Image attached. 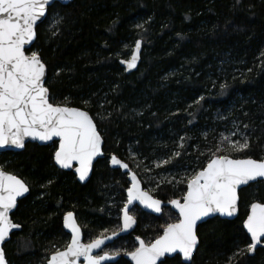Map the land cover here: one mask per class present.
<instances>
[{
  "label": "trees",
  "instance_id": "trees-1",
  "mask_svg": "<svg viewBox=\"0 0 264 264\" xmlns=\"http://www.w3.org/2000/svg\"><path fill=\"white\" fill-rule=\"evenodd\" d=\"M36 31L31 50L47 66L52 102L67 98L89 112L103 135L104 157L81 184L54 165L52 143L0 153V167L30 187L11 214L21 229L3 246L8 264H45L63 249L69 236L61 221L69 211L86 221L78 222L84 242L119 229L128 181L109 166L110 154L163 202L183 195L187 178L205 166L222 135L250 137V149L234 155L264 157V0H72L54 3ZM137 40L138 66L126 73L119 60ZM176 152L181 155L156 167ZM263 201L264 181L251 183L239 191L234 219L198 225L190 264H264V244L236 255L250 243L242 227L248 207ZM132 213L134 231L106 248L121 253L112 264H130L122 255L134 250L135 237L153 241L177 217L169 207L159 216ZM165 261L184 264L178 255Z\"/></svg>",
  "mask_w": 264,
  "mask_h": 264
},
{
  "label": "snow or ice",
  "instance_id": "snow-or-ice-1",
  "mask_svg": "<svg viewBox=\"0 0 264 264\" xmlns=\"http://www.w3.org/2000/svg\"><path fill=\"white\" fill-rule=\"evenodd\" d=\"M52 6L53 0H0V149H23L27 139L44 144L52 142L55 145L54 164L60 169H74L79 181L84 182L93 168V161L104 155L103 135L88 111L69 106L67 98L62 103L52 102L47 87V66L40 54L28 47L37 38L38 22L43 23L47 19ZM62 20L60 17L56 24ZM137 27L142 28L143 25L138 24ZM140 51L141 41L137 40L130 59L120 60L126 65V70L136 68ZM29 52L30 55L27 54ZM225 87L221 85V90ZM236 127L238 129L239 126ZM244 127L247 129L248 125ZM232 136L239 139L233 141ZM250 147V137L239 131L222 135L215 150H210L206 166L187 178L183 195L169 201L171 208L178 213L175 220L165 223L162 234L153 241L146 242L137 237L138 246L123 253L132 264H166L165 258L173 254H180L183 261L191 262L199 243L198 223L216 216L237 215L241 186L264 181V158L257 160L234 155L246 152ZM180 155L176 152L171 158L157 162L156 167H163ZM110 164L125 170L130 179L126 188L127 200L120 209L121 231L127 232L136 224L135 216L130 213L137 203L153 213L163 211L162 201L141 187V181L129 169L128 163L112 155ZM176 183H184V180ZM29 191L30 187L24 180L0 169V245L13 230L21 227L10 214L17 208L18 198ZM63 226L71 233L70 242L63 250L57 249L52 253L47 264H78L81 261L82 264H105L121 255L119 250L109 252L102 248L118 233L113 232L111 236L102 233L100 237L82 243L81 228L70 211L63 217ZM243 228L250 236V243L236 255L253 253L264 242V203L251 204ZM96 250L102 254L97 252L94 255ZM0 264H8L2 247Z\"/></svg>",
  "mask_w": 264,
  "mask_h": 264
},
{
  "label": "water",
  "instance_id": "water-1",
  "mask_svg": "<svg viewBox=\"0 0 264 264\" xmlns=\"http://www.w3.org/2000/svg\"><path fill=\"white\" fill-rule=\"evenodd\" d=\"M72 0H53V4L54 3H60V4H62V5H66V4H68L69 2H71ZM40 23L38 22V25H39ZM140 41V40H139ZM35 42V41H34ZM33 42V43H34ZM33 45V44H32ZM32 45H30V46H28V47H32ZM135 46V45H134ZM134 49V48H133ZM132 53V52H131ZM28 54V53H27ZM31 53H29V55H30ZM130 57H131V54H130V56H129V58H127V59H130ZM127 59H125V60H127ZM140 59V58H139ZM121 60V59H120ZM120 60H119V64H120V66L121 67H123V69L125 70V72L126 73H129V72H132V71H134L136 68H137V66H138V63H139V60L137 61V66H136V68H134V69H131V70H126V65H124V64H121L120 63ZM78 108V107H77ZM80 109H82V108H80ZM82 110H84V109H82ZM26 143H36V144H38V145H41V146H44V145H48V144H50V143H52V142H48L47 144H44V143H42V142H40V141H33V140H31V139H27L26 141H25V144ZM23 149H13V148H9V149H0V153H2V152H7V151H10V152H19V151H22ZM102 150H103V147H102ZM112 155H114V154H110L109 156H108V164H109V166L111 167V168H113V169H119L118 167H114V166H112L111 164H110V157L112 156ZM104 157V155L103 156H100V157H97L96 158V160L97 159H100V158H103ZM264 158V157H263ZM96 160H94L93 161V164H94V162L96 161ZM258 160V159H257ZM123 161V160H122ZM124 162V161H123ZM53 163H54V161H53ZM207 164V163H206ZM206 164H205V166H206ZM55 165V164H54ZM56 166V165H55ZM59 170H62V171H72L73 173H74V175H75V178H76V180L79 182V183H81V184H83V183H85L88 179H89V177H90V175H91V172H92V170L90 171V173H89V177H88V179H86L84 182H81V181H79V179L77 178V176H76V174H75V172H74V169H60L58 166H56ZM0 169H2L1 167H0ZM129 169H130V167H129ZM120 171H121V173H123V174H126V177H127V181H128V186L130 185V179H129V175L125 172V170H123V169H119ZM132 172H134L132 169H130ZM12 174V173H11ZM19 178V177H18ZM137 178L139 179V177L137 176ZM140 180V179H139ZM251 183H254V182H250L249 184H251ZM246 186H248V185H244V186H241V188L238 190V196H239V191L242 189V188H244V187H246ZM141 187L143 188V186H142V183H141ZM144 189V188H143ZM145 190V189H144ZM146 191V190H145ZM29 193V192H28ZM28 193H26L23 197H19L18 198V201L19 200H21V199H23L24 197H26L27 195H28ZM125 196H126V200H127V193H126V191H125ZM154 197V196H153ZM154 198H156V197H154ZM126 203V202H125ZM238 203H239V200H238ZM253 203H257V202H253ZM258 203H264V201L263 202H258ZM17 204H18V202H17ZM252 204V203H251ZM251 204L249 205V207H248V210H247V215H248V213H249V211H250V206H251ZM133 207H137V208H139V210H141L142 212H144V213H148V214H151V215H154V216H159L161 213H153V212H151V211H149V210H147V209H143L142 208V206H140L138 203L137 204H135V205H133L132 206V209H133ZM166 207H169L170 209H171V211H173L177 216H178V213H176L175 212V209H173V208H171V205H170V203H169V201H167V202H163L162 201V208H166ZM123 208V207H122ZM15 211V209L13 210V212ZM12 212V213H13ZM70 212H72V211H70ZM11 213V214H12ZM67 213V212H66ZM66 213H64L63 214V216H62V221H61V225H62V229L64 230V232L65 233H67L68 234V236H69V241L68 242H70V239H71V233L67 230V229H65L64 228V226H63V217H64V215L66 214ZM11 214H10V216H11ZM73 214H74V212H73ZM131 214V213H130ZM237 215H238V212H237ZM237 215H235V216H233V217H219V216H216V217H219L220 219H225V220H232V219H234ZM247 215H246V217H245V219L243 220V222H242V227H243V223H244V221L246 220V218H247ZM74 216H75V214H74ZM75 218H76V216H75ZM213 218V217H212ZM208 219H210V218H207V220ZM77 220V219H76ZM78 223V222H77ZM201 223H203V222H200V223H198V225H200ZM79 225V224H78ZM119 225H120V227H119V229L117 230V231H115L116 233H118V235H116L115 237H113V239L112 240H110V241H106V243H105V245L104 246H102V248H103V250L107 247V246H109V245H111L116 239H118L119 237H124V236H127V235H129V234H131L133 231H134V229H135V226H136V224L132 227V228H130L127 232H123V231H121V228H122V212L120 211V217H119ZM79 227H80V225H79ZM81 228V227H80ZM21 229V227L20 228H18V229H15V230H13V232L12 233H10V237H11V235L14 233V232H18L19 230ZM244 229V228H243ZM244 231H245V233L247 234V232H246V230L244 229ZM162 232H163V230H162ZM162 232H161V234H162ZM81 233H82V230H81ZM113 233V232H112ZM112 233H109V234H106V236H111L112 235ZM247 236H248V234H247ZM10 237L2 244V245H0V247H2L3 248V246H4V244L5 243H7L9 240H10ZM249 237V239H250V236H248ZM140 238V237H139ZM141 239V238H140ZM262 241H264V238H262ZM135 242H136V244H137V246H138V242H137V237H135ZM82 243H88V242H84L83 241V235H82ZM264 244V242H262V244L261 245H259L258 247H260V246H262ZM136 246V247H137ZM197 247H198V245H197ZM257 247V248H258ZM64 249V248H63ZM63 249H60V250H63ZM197 249V248H196ZM97 252H99L100 254H102V252H100V250H96V252H94L93 254L95 255V254H97ZM195 252H196V250L194 251V253H193V256H194V254H195ZM54 253V252H53ZM52 254V253H51ZM51 254L49 255V257H48V259L50 258V256H51ZM249 254H252V253H249ZM175 255H178L179 257H180V259H181V261H182V263H184V264H190L191 262H185V261H183V258H182V256H180V254H173V256H175ZM120 256L121 255H119V256H117L116 257V259L115 260H112V261H106L105 262V264H112V263H115L119 258H120ZM123 256V258L124 259H126L130 264H132V261L126 256V255H122ZM172 256V257H173ZM166 258H171V257H166ZM48 259H47V261H48ZM7 260V259H6ZM47 261L45 262V264H47ZM78 264H82V261L81 262H78ZM158 264H159V262H158Z\"/></svg>",
  "mask_w": 264,
  "mask_h": 264
},
{
  "label": "rangeland",
  "instance_id": "rangeland-1",
  "mask_svg": "<svg viewBox=\"0 0 264 264\" xmlns=\"http://www.w3.org/2000/svg\"><path fill=\"white\" fill-rule=\"evenodd\" d=\"M134 45L135 44H133L132 46H131V48H130V51H132L133 50V48H134ZM130 54V53H129ZM128 54V56L126 57V58H129V55ZM228 135H230V134H228ZM232 139H233V136H232ZM233 141H235V140H233ZM145 169H147V168H145ZM147 172L149 173V174H152V172L151 171H149L148 169H147ZM149 176V175H148ZM145 190L146 191H149V192H152V189H151V187H150V185L148 186V187H146L145 188ZM133 210L134 209H132L131 210V214H133L134 215V213H132L133 212ZM78 222H79V224L81 225V226H83V225H85L86 224V221L85 220H83L82 218H80V219H78ZM105 251H109V252H115V251H110V250H108V249H106Z\"/></svg>",
  "mask_w": 264,
  "mask_h": 264
},
{
  "label": "flooded vegetation",
  "instance_id": "flooded-vegetation-1",
  "mask_svg": "<svg viewBox=\"0 0 264 264\" xmlns=\"http://www.w3.org/2000/svg\"><path fill=\"white\" fill-rule=\"evenodd\" d=\"M134 208H137V207H133V209H134ZM138 209H139V208H138ZM119 227H120V225H119ZM136 246H137V244H136ZM107 247H108V246H107ZM107 247H106V248H107ZM106 248L104 249V251L106 250Z\"/></svg>",
  "mask_w": 264,
  "mask_h": 264
}]
</instances>
